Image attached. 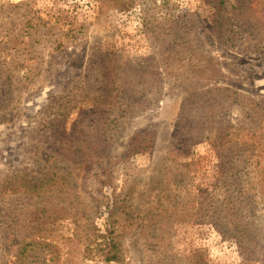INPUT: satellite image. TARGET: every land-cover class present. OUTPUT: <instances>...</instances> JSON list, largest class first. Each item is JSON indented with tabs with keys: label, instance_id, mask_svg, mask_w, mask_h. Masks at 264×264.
Returning <instances> with one entry per match:
<instances>
[{
	"label": "trees",
	"instance_id": "1",
	"mask_svg": "<svg viewBox=\"0 0 264 264\" xmlns=\"http://www.w3.org/2000/svg\"><path fill=\"white\" fill-rule=\"evenodd\" d=\"M103 1L112 4L117 11H129L140 6L146 36L155 50L162 54L167 71H170L168 66L175 67L179 64L178 71L184 68L186 72L195 74L194 77L186 75L192 79L186 78L182 90L184 93L194 91L192 97L195 98L196 93L201 91L197 94L198 101L191 103L188 100L191 96H186L188 101L183 104L182 110L183 107L192 105L197 110L199 106L207 122L222 114L228 117L232 107L238 106L241 110L243 119L239 121L240 124L232 125L230 121L223 119L224 127L214 136L217 139H221L224 134L232 136L229 148L224 152L229 151L233 156L227 158L226 162L224 156L221 157L224 162L222 167H225V172L221 173L228 182L230 196L216 203H207L201 197L182 202L177 194L172 196L173 192L180 190L181 172H158L151 178L152 183L146 182V179L134 172H120L122 167L129 164L130 157L154 149L156 131L149 129L135 134L127 153L115 155L111 153L109 140L105 138L110 129H107L105 123L96 124L91 119L108 118L110 112L114 109L120 111L121 107L124 109L119 115L123 117L140 115L144 112L139 111H147L152 106V99L135 101V96L115 93L114 85L113 90L108 93L84 96L83 100L80 96L66 94L62 100H67L65 105H69V108L54 106L56 108L45 119L42 130L31 134L33 144L30 148L35 149L39 145L41 150L49 154L46 167L34 169L39 166L36 162L37 165H33L32 169L10 174L0 183V187L5 188V194L9 195V200L5 202L12 217L5 226L9 231L5 240L15 256L10 257L8 264H80L94 260L104 264H124L128 258L127 238L135 233L146 238L145 244L154 248V253L161 256L153 264H185L177 253L170 261V252L174 253L171 235L177 223L211 228L218 236L235 241L256 260V264H264V209L261 204V199H264V101H256L232 87L217 84L210 87L211 83L226 80L224 66L201 56L190 20L187 19L192 18L189 14L177 16L172 14L170 8H167V12H155L157 0ZM206 1L215 9L216 25L227 27V30L218 31L220 38L235 47L234 37L238 33L230 28L227 0ZM28 5L5 2L0 7L1 116L15 112L21 105L19 74L23 73L22 76L29 82L31 73L35 72V65L26 64V60L36 50L33 36L38 32L34 25L45 20L38 17L39 21L35 23L37 14L32 12L34 16L26 22L23 30L14 35L6 33L8 26L13 29L16 27L12 22H18L17 26L23 25L19 17H27V14L20 10L27 9ZM261 14L264 21V8ZM45 24H50V21ZM253 35L249 33L248 38H253ZM260 43L264 46V37L260 38ZM238 51L246 54L260 52L261 49L258 44L249 50L240 47ZM205 80L208 82L204 83ZM149 84L151 81L148 79L144 85ZM84 100L95 106L96 113L87 116L80 114L78 120L67 126V118ZM181 124L185 125L186 119L182 118ZM195 125L197 126V118H193L190 124L181 129L180 134L185 140H178L180 143L174 149L178 155L191 151L192 143L197 139ZM205 125L206 123L201 124V130ZM213 126L205 130L213 134ZM32 157L39 160L35 152ZM93 160L102 168V186L99 196L91 192L93 200L87 202L79 194L81 177H77L75 173L79 172L75 171L90 165ZM58 161L74 166V170L68 168V171H61L53 168ZM119 178L122 179L120 185L117 182ZM87 180L86 178L83 182ZM55 218L74 221L72 237L64 236L54 227L52 221ZM98 221H103L101 227L97 226ZM120 222L125 223V232H119ZM16 234L20 240H12ZM83 238L86 241L82 243ZM79 255L82 256L81 261L78 259ZM201 263L199 260V264Z\"/></svg>",
	"mask_w": 264,
	"mask_h": 264
},
{
	"label": "rangeland",
	"instance_id": "2",
	"mask_svg": "<svg viewBox=\"0 0 264 264\" xmlns=\"http://www.w3.org/2000/svg\"><path fill=\"white\" fill-rule=\"evenodd\" d=\"M5 2L29 4L27 9L20 10L27 14V17H19L23 25L17 26L18 22H12L16 27L14 30L8 26V34L14 35L23 30L26 22L34 16L32 12L37 14L35 23L39 17L45 22L50 21V24L39 21V25H34L38 32L33 36L36 50H33L26 64L35 65V72L31 73L29 82L22 76L23 73L18 76L21 105L15 112L0 115V183L10 174L32 169L33 165H37L36 162L39 166L34 169L46 167L49 154L41 150L39 145L35 149L30 148L33 144L31 134L42 130L45 119L54 112V106L69 108V105H65L67 100H62L64 95L73 94L83 100L84 96L108 93L114 85L117 94L135 96V101L149 98L153 104L147 111H139L144 112L140 115L123 117L119 115L124 109L121 107L120 111L114 109L110 112L108 118L91 119L96 124L105 123L110 129L105 138L109 140L111 153L124 155L135 134L149 129L156 131L154 149L130 157L129 164L122 167L120 172H134L149 183L153 182L151 178L158 172H181L183 175L179 179L183 184L179 182L180 190L173 192L172 196L177 194L182 202L201 197L207 203H216L230 196L228 182L221 173L225 172L221 157L224 156L226 162L227 158L233 156L229 151L224 152L228 150L232 136L224 134L221 139L214 136L224 127L223 119L232 125L240 124L242 112L238 106L232 107L228 117L222 114L207 122L199 106L197 110L193 109V105L182 110L188 100L191 103L198 101L197 94L201 91L196 93L195 98L192 97L194 91L184 93L182 90L186 78L191 80L195 74L186 72L184 68L178 71L179 64L168 66L170 71H167L162 54L155 50L146 36L140 6L129 11H117L112 4L103 0H0V7ZM226 5L230 28L238 33L234 37L235 47L220 38L218 31L227 30V27L216 25L215 9L206 0H157L155 12H167V8H170L172 14H189L192 17L187 19L190 20L195 41L200 48L199 53L224 66L226 80L211 83L210 87L216 84L232 87L256 101H264V46L260 43V38L264 37V21L261 17L264 0H227ZM249 33L254 34L253 38H248ZM258 44L260 52L242 54L238 51L240 47L249 50ZM23 72L26 73L25 70ZM190 74L192 77H186ZM148 79L151 84L146 86L144 83ZM28 85L31 86L27 89ZM186 96L191 98L187 100ZM84 101L67 118V126L78 120L80 114L87 116L96 113L95 106L88 100ZM182 118L186 119L185 125L197 118V139L193 141L189 153L178 155L174 151L180 143L178 140H185L180 134L185 126L181 124ZM202 123L206 125L201 130ZM210 126H213V134L205 130ZM32 152L39 156V160L32 157ZM53 168L74 170V166L61 161L54 163ZM75 172H79L75 174L81 177L79 194L91 202V192L99 196L102 168L93 160L90 165L81 170L77 168ZM86 178L88 180L83 182ZM121 180L119 178L117 181L119 185ZM4 190L1 186L0 264H8L10 257L15 256L5 240L9 233L5 226L12 217L6 209L8 204L5 200H9V195ZM261 204L264 209V199H261ZM102 222L98 221L97 226L101 227ZM52 224L64 236L72 237L75 230L73 220L55 218ZM124 224L120 222L118 225L119 232L126 231ZM171 237L174 253L169 251L172 254L170 261L177 253L185 264H199V260L201 264H256V260L235 241L218 236L215 230L208 227L197 228L195 224L177 223ZM12 240L20 238L16 234ZM82 240L83 243L86 238ZM127 241L128 258L124 264H153L157 263V258H161L154 253V248L145 244L146 238L140 233L132 234ZM78 259L81 261L82 256L79 255ZM80 264L104 263L94 260Z\"/></svg>",
	"mask_w": 264,
	"mask_h": 264
}]
</instances>
